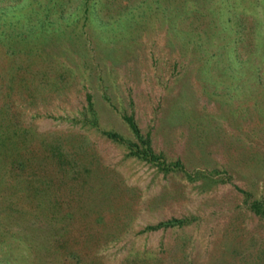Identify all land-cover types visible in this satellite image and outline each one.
<instances>
[{"label":"rangeland","instance_id":"obj_1","mask_svg":"<svg viewBox=\"0 0 264 264\" xmlns=\"http://www.w3.org/2000/svg\"><path fill=\"white\" fill-rule=\"evenodd\" d=\"M102 1L85 20L76 0H0V264H73L70 248L82 264H264V218L249 208L264 200V0L239 5L235 59L208 28L209 0ZM124 114L180 166L103 133L136 139ZM54 144L80 175L56 166ZM62 173L76 177L71 219L36 203ZM172 216L188 221L142 230ZM62 230L69 248L55 250Z\"/></svg>","mask_w":264,"mask_h":264},{"label":"trees","instance_id":"obj_2","mask_svg":"<svg viewBox=\"0 0 264 264\" xmlns=\"http://www.w3.org/2000/svg\"><path fill=\"white\" fill-rule=\"evenodd\" d=\"M151 1L153 3V0H150V2ZM155 1H160V0H155ZM242 1L243 0H222V2H218V0H217V1L212 2L209 0V4H211V5L208 4V6H207V15L209 17L208 22H207L209 25L208 28L211 31L213 30V32H211V33H214V34L221 36L222 40L226 39V43L224 45L229 47L228 51H230V53H231V51L233 52L231 54L232 57H230V59H235L238 55L241 56V54L242 55L245 54L242 50L240 51V49L238 48V45L235 44L236 43L235 41H237L240 38L236 37V36L231 37L233 35V32H238L240 29V26L243 24L242 8L241 9L239 8V5ZM152 3H150L151 4L150 8L152 7ZM103 4H104V2L102 0H76L74 6L72 8L76 9V11H77L76 15L77 16L79 15V11H82L84 14V18L86 20L90 16L92 17V14L94 12H96V11L99 12L100 9L103 8ZM26 5H27V2H24L22 7H24ZM131 5H133L134 7H137L136 4H131ZM213 5H215V7ZM126 7L131 8L130 5H127ZM150 8H149V11L154 10L155 13L158 12L156 7L154 9H150ZM208 8H209V10H208ZM21 11H22V9H21ZM261 18H262V16H261ZM105 19L106 18H104V20ZM104 20H102L103 22H101L100 24H102L103 27L106 29H108L110 27L113 29L112 24L115 23L114 20H105V21ZM110 24H111V26H110ZM41 25L42 26H40V28L36 32L34 31V28H32V30H31L32 32L30 31V35H31V33H33L31 36L34 35L35 39H37V37L40 34L44 35L43 34L44 30L41 27L44 28L45 25H43V24H41ZM60 25L61 24H58L57 26H50V28L55 27V28H53V30H59L60 31V29L62 28ZM31 39L35 40L33 38H31ZM259 41L261 42L260 45L262 46V48H260V57H261L262 55L264 56V36L263 35L261 36V40L259 39ZM87 98L90 100V93H87ZM123 116H124V119L127 121L128 125L130 126V128L135 133L136 139H130V138L124 137L123 135H121L120 133H118L114 130H103V133L115 141H118L120 143H124L128 147V154L135 155L141 159H145V160L157 165L161 169L168 170V169H172L173 167L177 168L180 166L181 163L179 160L166 162V160L163 158L161 153L154 151V149L151 145V139H150L149 134L148 133L143 134L140 131V128H139V126H138L137 122L135 121L132 114H124ZM83 120L85 121V123H87L89 125L95 124V116L93 114V111L91 112V116L84 115ZM49 147L51 149V155L54 158V160H56V166L58 168L64 167L63 171H65L67 169L65 167L68 165L69 167H71L70 170L71 171L73 170L74 173H76V176L80 175V170L78 169V166H77L78 164H77L76 160H75V164H76L75 168H73V166H71L70 158L68 156L66 157L65 154H63L62 150L60 151L58 144L50 145ZM20 163L22 164V162H20ZM14 165L20 166L21 168L23 167L19 163H14ZM85 170L89 172L91 170V168L87 167V168H85ZM63 176H65V173L64 174L62 173L61 176L55 175L54 177L52 176L50 178L51 182L54 183V186L50 189V191H49V189H48V191H46V188H45V185H46L45 182L46 181L41 182V185H43V187L39 188L38 190H37V188L35 189L36 191L41 192V195H40V197H38L36 203L40 207H43L45 205L44 203H47L49 206H51L50 203H52V204L55 203V205H52L54 207H51V209L52 208H56V209L62 208L61 210L63 211L64 217L71 219L72 217H74L75 212H77L76 209H74V207L71 205L63 207L62 203L66 200H68L70 202L78 201V200L73 198L74 197V192H73L74 190L72 189L73 185L71 183H69V184L67 183V181L74 182L76 177L74 175H70L69 179L64 181ZM55 177H56V180H55ZM62 180L68 186V192L70 193L69 196H66L62 192V190H63ZM81 183H82L81 186L83 187V191H84L86 188L83 185V181H81ZM41 185H37V186H41ZM46 194L49 195L48 196L49 198H47ZM48 202H50V203H48ZM249 208L255 214L264 218V200L263 199H258V198L252 199L251 202L249 203ZM79 209H80V207H79ZM101 211L100 210L97 211V214L95 216V220L98 222L103 221L106 223L107 222L106 215ZM187 221H188V219L186 217L172 216V217L167 218V219L159 220L158 222H155V223L146 224L142 230H144V229H156L159 227H167V226H182ZM64 233L66 235L70 236V234L67 232V230H62L60 237L57 236V238L54 241V244H53V242L52 243L49 242L48 245L49 246L52 245L51 247H53V249H55V250H58L59 247H61L62 249L69 248L67 245V242L69 241L70 238L65 237ZM73 238H75V236ZM76 240L78 241V238H76ZM66 258H70V260H73V262H74L73 264H82L81 263L82 257L79 256V254L76 253L75 250H73L72 248H70L69 251L67 252ZM83 264H96V262L93 261L92 259H90V260H86V262H84Z\"/></svg>","mask_w":264,"mask_h":264}]
</instances>
